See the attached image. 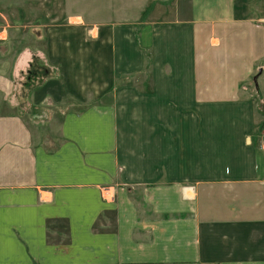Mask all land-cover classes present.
Segmentation results:
<instances>
[{
    "label": "crops",
    "instance_id": "1",
    "mask_svg": "<svg viewBox=\"0 0 264 264\" xmlns=\"http://www.w3.org/2000/svg\"><path fill=\"white\" fill-rule=\"evenodd\" d=\"M140 1L0 67V264H264V0Z\"/></svg>",
    "mask_w": 264,
    "mask_h": 264
},
{
    "label": "rangeland",
    "instance_id": "2",
    "mask_svg": "<svg viewBox=\"0 0 264 264\" xmlns=\"http://www.w3.org/2000/svg\"><path fill=\"white\" fill-rule=\"evenodd\" d=\"M140 5V0H0V67L8 70L10 62L25 51L28 56L21 63L19 78H43L50 68L43 55L47 47L64 62L79 61L75 56L81 50L82 62L90 63L89 46L98 38L97 30L137 23ZM100 57L107 60L105 50ZM2 103L0 94L1 107ZM42 119L38 121L47 124L49 117ZM54 119L52 128L58 123Z\"/></svg>",
    "mask_w": 264,
    "mask_h": 264
},
{
    "label": "built area",
    "instance_id": "3",
    "mask_svg": "<svg viewBox=\"0 0 264 264\" xmlns=\"http://www.w3.org/2000/svg\"><path fill=\"white\" fill-rule=\"evenodd\" d=\"M259 138H260V148H264V124L262 125V127L259 130Z\"/></svg>",
    "mask_w": 264,
    "mask_h": 264
}]
</instances>
